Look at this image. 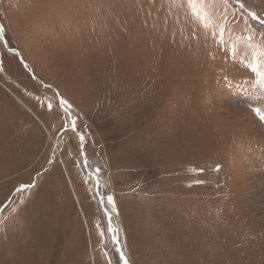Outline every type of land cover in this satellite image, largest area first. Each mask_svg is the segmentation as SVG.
I'll return each instance as SVG.
<instances>
[{
    "label": "rangeland",
    "instance_id": "1",
    "mask_svg": "<svg viewBox=\"0 0 264 264\" xmlns=\"http://www.w3.org/2000/svg\"><path fill=\"white\" fill-rule=\"evenodd\" d=\"M252 67L264 0H0V264H264Z\"/></svg>",
    "mask_w": 264,
    "mask_h": 264
},
{
    "label": "snow or ice",
    "instance_id": "2",
    "mask_svg": "<svg viewBox=\"0 0 264 264\" xmlns=\"http://www.w3.org/2000/svg\"><path fill=\"white\" fill-rule=\"evenodd\" d=\"M251 70L256 73L258 77H260L261 82H264V69H257L256 67H252Z\"/></svg>",
    "mask_w": 264,
    "mask_h": 264
},
{
    "label": "bare ground",
    "instance_id": "3",
    "mask_svg": "<svg viewBox=\"0 0 264 264\" xmlns=\"http://www.w3.org/2000/svg\"><path fill=\"white\" fill-rule=\"evenodd\" d=\"M237 110V109H236ZM255 122V121H254Z\"/></svg>",
    "mask_w": 264,
    "mask_h": 264
}]
</instances>
